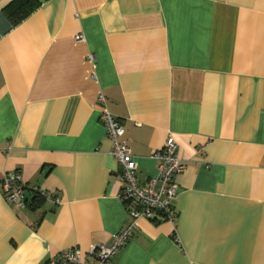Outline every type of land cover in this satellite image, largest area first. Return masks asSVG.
I'll use <instances>...</instances> for the list:
<instances>
[{
  "label": "crops",
  "instance_id": "1",
  "mask_svg": "<svg viewBox=\"0 0 264 264\" xmlns=\"http://www.w3.org/2000/svg\"><path fill=\"white\" fill-rule=\"evenodd\" d=\"M12 1L0 0V262L87 252L124 227L108 111L142 186L169 134L186 165L176 226L142 218L111 264H264V0H38L18 24ZM11 170L26 206L5 198Z\"/></svg>",
  "mask_w": 264,
  "mask_h": 264
},
{
  "label": "built area",
  "instance_id": "2",
  "mask_svg": "<svg viewBox=\"0 0 264 264\" xmlns=\"http://www.w3.org/2000/svg\"><path fill=\"white\" fill-rule=\"evenodd\" d=\"M76 38L83 39L84 36L79 34ZM89 58L92 59L93 55H89ZM103 120L108 136L113 142L112 153L123 168V185L119 198L127 206V222L112 236L110 243L92 244L87 252L74 247L62 249L44 264H111L114 256L138 230L142 218L152 219L160 214L163 219L176 226L178 212L174 201L179 191L176 176L186 170V165L179 154V145L175 137L169 134L164 146L155 150L153 157L158 163V172L145 186H142L138 179L132 148L123 139L125 133L123 125L108 111L103 113ZM1 187L9 203L26 206L25 190L29 187L21 171H8ZM31 190L42 198L53 200L55 203L61 202L59 197H54L43 189L32 187Z\"/></svg>",
  "mask_w": 264,
  "mask_h": 264
},
{
  "label": "trees",
  "instance_id": "3",
  "mask_svg": "<svg viewBox=\"0 0 264 264\" xmlns=\"http://www.w3.org/2000/svg\"><path fill=\"white\" fill-rule=\"evenodd\" d=\"M39 6L40 2L38 0H13L6 7V13L14 24H18L33 13ZM38 196L39 195H37L35 199H37Z\"/></svg>",
  "mask_w": 264,
  "mask_h": 264
}]
</instances>
